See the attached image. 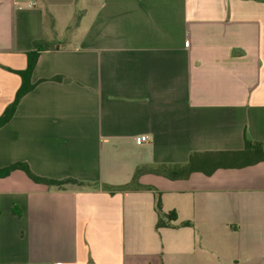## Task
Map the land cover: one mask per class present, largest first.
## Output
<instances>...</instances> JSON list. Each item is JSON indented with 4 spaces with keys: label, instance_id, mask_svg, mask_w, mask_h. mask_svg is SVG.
Here are the masks:
<instances>
[{
    "label": "crops",
    "instance_id": "0c3cea01",
    "mask_svg": "<svg viewBox=\"0 0 264 264\" xmlns=\"http://www.w3.org/2000/svg\"><path fill=\"white\" fill-rule=\"evenodd\" d=\"M40 39L55 49L0 128V167L88 185L0 178V264H264V162L102 188L193 152L264 151V0H0V115Z\"/></svg>",
    "mask_w": 264,
    "mask_h": 264
},
{
    "label": "trees",
    "instance_id": "16d2710c",
    "mask_svg": "<svg viewBox=\"0 0 264 264\" xmlns=\"http://www.w3.org/2000/svg\"><path fill=\"white\" fill-rule=\"evenodd\" d=\"M55 47L45 42L43 39L34 41L32 48L26 53V67L20 71H13L20 77V86L16 91L13 101L8 104L0 115V128L6 125L14 116L18 103L24 95L34 89L35 84L31 82L32 72L34 70L38 55L42 51L54 50ZM59 78H56L58 80ZM264 162V151L259 143L245 141L244 148L240 151H220V152H193L189 155L187 163L178 168H170L164 164L155 167H140L136 169L132 180L129 184L124 186L112 187L104 186L102 188L108 191L129 190L139 188L138 178L144 173H154L163 175L172 180L186 179L192 173H202L204 175H211L218 169H239L246 166H251L256 163ZM14 171L23 172L28 179L36 184H41L49 188L62 189L64 186L73 185L82 187L88 185L72 178L63 180H54L50 178L39 177L35 175L28 165L24 162H14L7 166L0 167V178L9 176ZM155 208L158 215L156 228L166 226L163 221V215L160 210L159 199H156ZM184 225H190L184 223Z\"/></svg>",
    "mask_w": 264,
    "mask_h": 264
},
{
    "label": "rangeland",
    "instance_id": "374dc122",
    "mask_svg": "<svg viewBox=\"0 0 264 264\" xmlns=\"http://www.w3.org/2000/svg\"><path fill=\"white\" fill-rule=\"evenodd\" d=\"M45 16H46V21H48L49 17H50V14L48 12H46ZM79 17H80V15L77 13V14L72 15L70 19H67V21H70V23L67 25V27L63 31V34H65V37L69 36L70 34H72L74 32V29H75L77 23L79 22V19H80ZM65 19H60L58 26H60L61 22L64 21ZM51 42L54 43V44H58L60 46H65L66 45V41H64V37L63 38L62 37H60V38H52Z\"/></svg>",
    "mask_w": 264,
    "mask_h": 264
},
{
    "label": "built area",
    "instance_id": "2783aa9c",
    "mask_svg": "<svg viewBox=\"0 0 264 264\" xmlns=\"http://www.w3.org/2000/svg\"><path fill=\"white\" fill-rule=\"evenodd\" d=\"M32 6H33V3L30 4V7H32ZM147 139H148L147 136L142 135V136H138V137L135 139V142H136V144H141V143L145 142Z\"/></svg>",
    "mask_w": 264,
    "mask_h": 264
}]
</instances>
